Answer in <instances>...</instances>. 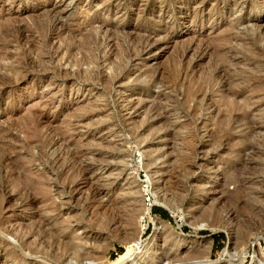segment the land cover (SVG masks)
Returning <instances> with one entry per match:
<instances>
[{"label": "rangeland", "instance_id": "obj_1", "mask_svg": "<svg viewBox=\"0 0 264 264\" xmlns=\"http://www.w3.org/2000/svg\"><path fill=\"white\" fill-rule=\"evenodd\" d=\"M137 240L264 264V0H0V264Z\"/></svg>", "mask_w": 264, "mask_h": 264}, {"label": "bare ground", "instance_id": "obj_2", "mask_svg": "<svg viewBox=\"0 0 264 264\" xmlns=\"http://www.w3.org/2000/svg\"><path fill=\"white\" fill-rule=\"evenodd\" d=\"M212 41V40H211ZM223 96V95H222ZM186 98V97H185ZM245 110V109H244ZM90 183V182H89ZM225 184V182H224ZM226 185V184H225ZM222 190H224L225 188H222ZM228 191V190H227ZM30 208V207H29ZM147 214H149L150 216V208L147 207ZM153 218V217H151ZM153 222L155 224V229L156 231L160 230L163 226H164V222H161L155 218H153ZM116 228V226H115ZM114 228V229H115ZM146 228V227H145ZM58 238V237H56ZM65 238V237H64ZM81 239V237H80ZM59 240V239H58ZM58 240H54L56 243H58L60 245V243L58 242ZM85 240V239H84ZM67 241V240H66ZM63 243V242H62ZM68 244V243H67ZM62 246V245H61ZM65 246V245H63ZM67 247V246H66ZM145 247V245L142 243V241L137 240L134 241L131 245L128 246L127 251L121 255L118 256V258H116L114 261H112L110 264H138V259L136 258V254L137 253H141L143 251V248ZM82 254V253H81ZM81 256V255H80ZM83 256V255H82ZM168 262V261H167ZM164 263V264H168V263ZM92 264L91 262H85V261H81L80 259L74 260V262L72 261V259L69 261V264Z\"/></svg>", "mask_w": 264, "mask_h": 264}, {"label": "trees", "instance_id": "obj_3", "mask_svg": "<svg viewBox=\"0 0 264 264\" xmlns=\"http://www.w3.org/2000/svg\"><path fill=\"white\" fill-rule=\"evenodd\" d=\"M154 212L155 213H159V214H161L163 217H165V218H169V219H171V216H170V214H169V212L168 211H166L165 209H163V208H154ZM123 251L121 250V253H122Z\"/></svg>", "mask_w": 264, "mask_h": 264}, {"label": "built area", "instance_id": "obj_4", "mask_svg": "<svg viewBox=\"0 0 264 264\" xmlns=\"http://www.w3.org/2000/svg\"><path fill=\"white\" fill-rule=\"evenodd\" d=\"M146 196H147V201L150 202L151 201V198H150L149 193L146 192Z\"/></svg>", "mask_w": 264, "mask_h": 264}, {"label": "water", "instance_id": "obj_5", "mask_svg": "<svg viewBox=\"0 0 264 264\" xmlns=\"http://www.w3.org/2000/svg\"><path fill=\"white\" fill-rule=\"evenodd\" d=\"M169 211V210H168Z\"/></svg>", "mask_w": 264, "mask_h": 264}]
</instances>
